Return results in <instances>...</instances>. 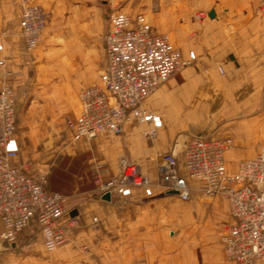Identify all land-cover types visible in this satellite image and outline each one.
<instances>
[{
	"label": "crops",
	"instance_id": "crops-1",
	"mask_svg": "<svg viewBox=\"0 0 264 264\" xmlns=\"http://www.w3.org/2000/svg\"><path fill=\"white\" fill-rule=\"evenodd\" d=\"M23 1L0 0V89L7 84L14 90L19 128L9 145L31 174L48 175V191L68 195L79 226L67 244L48 251L43 239L29 236L8 243L0 220V246L18 250V264H234L222 243L233 222L228 202L205 196L195 180L187 201L160 185L161 156L174 150L186 174L184 150L194 135L230 137L226 167L234 173L264 145V0H28L49 13L33 50L21 36ZM112 8L143 13L198 62L146 100L156 116V138L146 137L144 125L132 119L121 135L62 145L56 121L78 117L80 90L106 72ZM124 162L138 165L151 184L106 199L93 168H105L110 179Z\"/></svg>",
	"mask_w": 264,
	"mask_h": 264
},
{
	"label": "built area",
	"instance_id": "built-area-1",
	"mask_svg": "<svg viewBox=\"0 0 264 264\" xmlns=\"http://www.w3.org/2000/svg\"><path fill=\"white\" fill-rule=\"evenodd\" d=\"M48 18L49 13L41 5L23 1L20 28L28 50L38 47ZM109 18L106 72L100 82L80 90V114L67 118L66 125L74 141L92 140L101 133L121 135L124 126L136 119L144 125L146 137L156 138V116L145 105L146 100L173 75L198 61V57L194 52L184 54L175 48L168 35L156 31L143 13L113 9ZM221 72L224 73L222 67ZM13 98V89L5 84L0 89L1 238L14 243L34 221L45 248L54 251L69 241L79 220L72 216L67 196L48 191L46 174H31L28 164L20 163L18 150L10 147L17 130ZM232 147L230 137L194 135L184 150L186 174L181 173L173 150L161 156L164 168L159 184L184 201L192 196L190 180L202 184L205 196L221 195L233 217L222 236L226 257L234 264H259L264 260V145L254 157L241 161L236 172L229 173L226 154ZM93 172L102 195L112 196L128 186L151 184L138 165L127 162L110 179H105L106 169L99 165L94 166Z\"/></svg>",
	"mask_w": 264,
	"mask_h": 264
},
{
	"label": "rangeland",
	"instance_id": "rangeland-1",
	"mask_svg": "<svg viewBox=\"0 0 264 264\" xmlns=\"http://www.w3.org/2000/svg\"><path fill=\"white\" fill-rule=\"evenodd\" d=\"M35 3V2H33ZM114 8H112L109 11V17H110V13L113 11ZM203 13L206 16V13L203 11H200L197 13V15L202 18L205 16H200V14ZM156 30V29H155ZM157 31V30H156ZM172 44V43H171ZM173 45V44H172ZM176 48V47H175ZM198 62V61H196ZM4 64V63H3ZM12 88V87H11ZM13 89V88H12ZM14 92V90H13ZM18 113V112H17ZM18 116V114H17ZM18 121V119H17ZM56 124L59 127V131H58V136L59 139L62 140V145H72L74 142L72 140V134L70 132V130L67 128L66 126V118L60 119L56 121ZM17 128H18V124H17ZM19 130V128H18ZM17 131V130H16ZM16 134V133H15ZM15 136V135H14ZM67 150V149H64ZM178 158V157H177ZM29 166V165H28ZM29 170H30V166H29ZM30 172V171H29ZM42 175V174H41ZM47 179H48V175ZM62 182V183H61ZM64 180H55V183L57 185H61L63 184ZM48 186H49V179H48ZM65 192V191H62ZM65 194V193H64ZM66 196H68L67 194H65ZM68 206V205H67ZM77 218V217H76ZM78 219V218H77ZM74 230V229H73ZM72 230V232H73ZM26 236H29V238H32L36 241H41L43 239V236L41 235V231L38 227V225L36 224V222H31L26 228L25 230L18 236L17 240L23 239V238H27ZM16 240V241H17ZM67 244V243H66ZM64 246V245H63ZM62 247V246H61ZM61 247H59L58 249H60ZM56 249V250H58ZM47 250V249H46ZM54 250V251H56ZM19 254L21 255V253L18 250H9V248H3L2 246H0V264H18V256Z\"/></svg>",
	"mask_w": 264,
	"mask_h": 264
},
{
	"label": "water",
	"instance_id": "water-1",
	"mask_svg": "<svg viewBox=\"0 0 264 264\" xmlns=\"http://www.w3.org/2000/svg\"><path fill=\"white\" fill-rule=\"evenodd\" d=\"M210 16H211V17L215 16V11H214V10L210 12ZM110 196H111V195H110L109 193H107V194H105L104 197H105L106 199H107V198L109 199Z\"/></svg>",
	"mask_w": 264,
	"mask_h": 264
}]
</instances>
